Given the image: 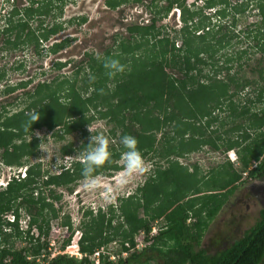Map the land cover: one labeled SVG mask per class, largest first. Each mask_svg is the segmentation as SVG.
Masks as SVG:
<instances>
[{
  "label": "trees",
  "instance_id": "1",
  "mask_svg": "<svg viewBox=\"0 0 264 264\" xmlns=\"http://www.w3.org/2000/svg\"><path fill=\"white\" fill-rule=\"evenodd\" d=\"M124 1L127 0H110L108 4L115 8ZM174 4L180 5L182 9L184 23L180 31L182 46L177 48L176 42L163 36L155 25L142 30H131L141 33V37L134 36L122 41L118 48L119 53L108 51L105 56L106 58L126 56L129 64H132L131 69L129 71L125 69L126 72L124 71L122 76L109 78L103 68V61L96 63L97 60L91 58L89 64L92 66L94 79L85 84L84 89L93 88L94 92L84 98L75 81L65 86L70 104L60 105L64 108L61 121L66 132L77 130L82 132L83 138L88 139L89 134L85 131V126L96 119L108 120L113 124L110 130L111 136L118 140L123 135L136 137L138 147L145 158L157 153V144L161 142L159 135H163V131L167 129L168 132L162 139L164 146L159 153V156L165 159L173 156L179 158L200 151L206 145L216 150L225 148L228 151L244 145L238 157L241 171L225 169V175L231 178L226 185L217 189H204L208 180L206 176L200 177L197 166L194 172H190L188 167L178 161H170L166 168H155L146 182L133 194L119 197L117 205H109L106 212L99 209L97 215L91 210L84 213V218L89 221L83 222L84 231L79 247L81 252L88 256L78 261L65 254L50 258L49 242L42 239L49 235L51 219L58 218L55 203L59 202L62 196L55 192L54 187H65L71 191L70 185L82 179L81 163L75 162L73 169L49 176L44 182H42L44 175L41 166L39 164L29 166L26 179L15 180L6 190L0 192V235H4L2 239L4 245L0 243V264H97L90 258L92 254L117 240L120 241L121 249L128 252V256L126 258L119 256L116 261H112L105 255L101 257L99 264H148L141 262V258L149 250L163 255L164 264H264V210H261L260 220L252 229L220 253L209 254L207 250L200 248L205 231L235 192L243 174L247 173L244 180L246 183L264 179L262 131L264 107L252 111L249 107L240 108L234 102V97L253 83L259 87L254 104L264 106V65H261V60L258 61L259 68L256 69L258 78L251 81L243 80V77L238 79L236 75L227 76L225 81L217 77L204 76L202 73L205 66L217 68L218 53L231 45L234 34L223 32L224 26L221 22L212 25V16H205L203 10L217 7L214 17L222 20L228 16L227 10L231 4L228 0H206L202 8L195 7L198 16L195 24L192 23L191 6L186 8L184 3L178 0L171 2L169 7L159 10V13H165L162 15L164 17ZM219 5L223 7L219 8ZM9 7L11 8L8 12L9 18L5 21L3 30L0 29L3 49L22 45L25 41L23 35L30 29L29 20L35 16L49 14L52 4L44 3L42 0H31L28 7L19 8L15 5ZM257 10L260 21L255 24L256 29L248 31L247 35L254 34L255 53L263 56L264 2L260 1L257 4ZM244 11L245 8L242 6L237 13ZM14 17L19 19L15 20ZM84 22L86 19L82 18L81 23ZM211 26L213 31L210 29ZM206 28H209V31L204 32ZM14 31H16L15 41L11 40ZM57 31L58 28L55 27L49 33ZM201 31L204 34H200ZM29 32L28 36L32 35L31 39L33 38L38 44L37 34L33 30ZM49 33L43 35L45 39L48 38ZM69 42V40L64 41L62 45L55 46L52 50L56 52L61 47L64 49ZM247 54L248 50H243L237 56L227 57L223 69L230 71L231 64L235 60H242ZM204 55L207 57L205 58ZM126 57L123 58L124 61ZM168 69L178 74H169ZM77 73H80V69ZM202 76L206 77L208 82L201 79ZM3 78L0 76V80ZM63 83L65 82H62V86ZM48 101L55 103V98L52 95L48 96ZM250 103L253 102L250 100ZM223 105H227L232 121L241 119V123L235 124L230 129L238 133L239 138L237 137L236 140H224L221 135L213 136L211 133L215 132L208 131L211 124L218 120V117H213L214 112L218 109L222 110ZM32 108L37 109V106L34 103L29 106V115ZM90 112L93 116L89 118L87 114ZM26 117L15 118L18 123L16 128L33 129L36 125L51 122L36 123L31 127L27 119L25 124L22 123L23 118ZM68 119H72L71 122L67 121ZM12 123L6 126L15 128ZM251 129L258 133L255 139L249 142L251 135L248 131ZM87 143L88 140L80 146V149ZM10 144L11 139L8 140L7 136L0 134V146L5 147L7 152ZM38 147L36 141L15 146V155L5 156L3 161L7 165L20 166L24 157L28 159L38 155ZM110 149L113 152V162L99 169L97 175L122 169L117 164L121 146L118 150L113 146ZM75 151L73 144H69L63 148L62 155L70 156ZM252 163L256 165L252 166ZM229 166L233 167L230 163ZM40 184L49 189L48 195L45 196L42 187H39ZM36 190H39L38 196H35ZM12 209L16 222L3 223L1 216ZM22 209L29 218L28 229L24 233L20 231L18 224ZM159 220L164 221V226L153 237V243L139 252L135 250L131 252L130 249L136 246V236L141 232L149 236L153 223ZM2 224L8 229L13 228L12 233L4 234ZM62 225L69 227L71 223L67 220ZM34 229L38 232L37 236L33 234ZM11 237L24 241L25 246L16 248L9 245ZM67 245L69 240L64 242L63 248ZM122 250L119 251V255Z\"/></svg>",
  "mask_w": 264,
  "mask_h": 264
},
{
  "label": "rangeland",
  "instance_id": "2",
  "mask_svg": "<svg viewBox=\"0 0 264 264\" xmlns=\"http://www.w3.org/2000/svg\"><path fill=\"white\" fill-rule=\"evenodd\" d=\"M44 3H51V15L42 18L34 17L30 20L31 30H33L37 36H41V28H50L55 24H60L62 22L63 28V41L69 40V44L63 49V64H66V67L62 73V103L69 105V96L65 92V86H68L71 82H76V87L83 94L84 98L91 96L94 92V89L85 90L84 86L87 83L91 82L93 76V69L90 66L91 58L97 60L96 63H99L100 60L103 61L106 58V53H119V45L124 40H129L130 36L126 34L125 31H122V22L121 15L116 13L117 11H107L106 10V0H42ZM230 6L227 10V17L222 20L214 17V13L217 11V7L214 9H204L203 14L205 16H212L211 22L212 25L219 24L224 26V31H228L229 34L233 35L234 38L231 41V45L223 49L218 53L217 60L219 61L216 66H205L203 68V75L208 77H217L219 80L225 81L227 76L236 75L238 79L242 77L245 79L256 80L258 78L257 71L258 61L261 60V65H264V55L260 53H255L256 41L254 40V34H250L248 31L256 29L257 23L260 21L258 15L257 4L264 0H228ZM158 9L161 10L167 0H156ZM184 3L185 7L189 8L191 6V16L193 17L192 23L195 24L198 21V16L196 15V8H202L206 3V0H181ZM31 4L30 0H0V28H3L5 21L9 18L7 15L11 10L9 5H15L19 8L28 7ZM63 4V5H62ZM194 4V5H193ZM244 6L245 11L237 13V10H241ZM196 7V8H195ZM222 8V5L218 6ZM174 8L181 9L180 5H174L171 11ZM62 10V11H61ZM182 10V9H181ZM57 14V15H56ZM149 17L150 11L146 13ZM85 18L86 22L81 23V19ZM15 20H18L19 17H14ZM218 21V22H217ZM192 23H189L191 25ZM184 27L182 20L175 15L173 21H169L167 14L163 17L161 16L157 22L156 28L161 30L163 36L168 37L171 41L176 42V47L182 46V37L180 35L181 29ZM213 26L210 27L213 31ZM209 28H206L204 32L209 31ZM217 30V28H215ZM203 31L199 32L204 34ZM122 33V34H120ZM198 33V34H199ZM56 38L48 40L47 45L50 47V43ZM55 42V41H54ZM114 45H116L114 47ZM26 50V57L24 60L20 58L23 56L20 52L13 53L10 49H3V39L0 38V73H4V81H8L7 85L11 86L12 84H19L20 82H25L33 78V83L30 87H27L30 92H34L35 86L42 80H45L46 84L48 83L47 94L51 96V92L56 91L58 87L59 79H56L54 75V70L51 68L52 63L54 62L55 55H50L40 61L36 58L32 59L33 48L25 47L23 51ZM243 50H248V54L244 55L242 60H235L231 64L232 69L226 71L223 69L225 66V59L229 56H237L239 52ZM126 57V56H125ZM125 57H114L118 59L124 68L129 71L132 67V64H129L128 58L124 61ZM206 58L207 55H204ZM16 58V59H14ZM99 58V59H98ZM32 59V60H31ZM35 60V61H33ZM22 63L23 69L16 70V67ZM94 64V62H92ZM43 68V69H42ZM218 73L217 70H221ZM80 69V73H77V70ZM133 69V68H132ZM46 72V76L42 77V72ZM126 72V71H125ZM169 74H178L173 70L168 69ZM123 74V73H122ZM119 74V76H122ZM202 76L204 81H207L206 77ZM55 79V80H54ZM243 80H240L242 82ZM208 82V81H207ZM5 84L0 83V87ZM46 87V86H44ZM25 89V90H27ZM259 87L255 84H251L245 89L241 90L235 97L234 102L236 105L241 107H249L252 111H258L264 106L260 104H254L257 96V90ZM1 90V89H0ZM61 90L59 89L58 92ZM234 90H231L232 93ZM218 93V92H217ZM41 97L40 101L44 100L45 97ZM14 109L16 111H24L27 109V105L30 103L27 100H24V96L18 97ZM250 100L253 103H250ZM64 108L58 104L47 101L42 104V106L37 109V112L40 114V119L35 122H47L54 119H62ZM33 114V113H32ZM32 114H24L20 117L23 118V124L26 120L30 122V116ZM230 111L228 110L227 105H223V109L216 110L213 114V117H218L216 123H212L209 127V133L213 136L221 135L224 140H236L238 136L237 132H232L230 130L235 124L241 123V119L233 120L229 117ZM93 116L92 112L87 114V117ZM19 117V118H20ZM72 119L67 121L71 122ZM206 122V121H205ZM16 127V119L12 123ZM26 127H30L24 125ZM35 126V125H34ZM37 126V125H36ZM95 133H102L109 137L110 147H115V149H120L118 138H113L111 136L110 130L113 127L108 120L105 119H96L90 125ZM33 127V126H32ZM85 131L91 135L88 131V126L85 127ZM264 133V127L262 129ZM166 131H163V135L159 136L161 142L157 144V153L151 154L149 157H144L148 171L144 174H138L127 179H122L124 173L122 169L100 174L99 176V186L95 190H87L83 186V179L77 181L75 184L70 185L72 190L69 191L65 187H56L54 190L58 195H61L62 198L59 202L55 203V208L58 211V218L51 219L50 222V231L48 237H43L42 240H47L49 242V251L51 254L50 258L58 256L63 253L64 242L69 240V244L75 245L76 241H81L83 236V222L87 223L89 219L84 218V213L87 210H91L94 215H97L99 209L106 212L107 207L110 204L117 205L119 197H128L133 194L136 189L143 185L146 180L151 176L153 170L157 167L166 168L170 161H178L181 165L189 167L191 171L194 170L195 166H198L200 177L206 176L207 183H205L204 189L213 188L217 189L221 186H224L230 181L231 178H227L225 175V169L230 171L235 170L236 172L241 171V164L239 163V152L242 150V147L235 148L233 150H227L221 148L220 150H215L211 146H206L200 151L184 155L182 157H171V158H162L159 156L160 150L163 149L164 142L162 139L166 136ZM251 135L249 142L255 139L258 131H253L252 129L248 131ZM39 134V132L37 131ZM88 139L81 136V132L76 133V135H70L60 143L57 140L47 139L45 143L41 142L38 147V155L31 158L22 159V164L18 167H14V171L23 172L29 168V166L40 165L41 170H45L47 175L53 176L58 175L68 168L71 170L74 168L75 162H80L79 150L80 146L87 141ZM73 144L74 149L76 150L74 154L63 157L59 153L60 147ZM3 159L0 158V182L2 181L3 174L8 175L9 171L3 163ZM229 163L232 164V168L229 166ZM118 166H121L119 160L117 161ZM254 166L255 163H252ZM122 167V166H121ZM222 170V171H221ZM245 175L242 176V181L238 185L235 192L230 196L225 206L222 208L217 217L210 223L207 230L204 233V236L201 241L200 248H203L208 251L209 254H218L224 249L228 248L235 241L241 239L247 231L252 229L260 220V212L264 210V179L255 180L250 182H245ZM39 187H42L40 184ZM5 189L4 185L0 187V191ZM42 190L46 195L49 194V189L42 187ZM141 214V213H140ZM20 226L25 228V225L28 222V216L24 213L22 209L20 211ZM19 219V221H20ZM69 220L71 225L69 227L63 226L62 223ZM194 220H191L193 222ZM116 222V221H115ZM2 223V222H1ZM4 223V222H3ZM2 230L4 234L12 233V230L7 231L8 227L5 224H2ZM153 227L156 228L157 233L164 226V221L159 220L154 222ZM22 232V230L20 229ZM8 232V233H5ZM24 233V232H23ZM35 236L38 235L37 230H33ZM24 236V235H23ZM4 235H0V243H2ZM143 235L138 234L135 238V242L139 243L140 250H143L141 242L143 241ZM4 245V243H2ZM9 245H13L16 248L25 246V242L15 237L9 239ZM149 247V245H147ZM146 246V247H147ZM105 248L111 254H118L121 249L120 241L112 242L108 245H105ZM199 249V248H198ZM138 251V250H137ZM139 252V251H138ZM69 256V255H67ZM70 257V256H69ZM74 258V257H72ZM151 258V259H150ZM165 257L156 251L149 250L146 255L141 258V262H148V264H164Z\"/></svg>",
  "mask_w": 264,
  "mask_h": 264
},
{
  "label": "flooded vegetation",
  "instance_id": "3",
  "mask_svg": "<svg viewBox=\"0 0 264 264\" xmlns=\"http://www.w3.org/2000/svg\"><path fill=\"white\" fill-rule=\"evenodd\" d=\"M121 1V0H120ZM175 0H167V2L164 4V6L162 8H167L169 7V5L171 4V2H173ZM181 2V0H178ZM31 2V0H30ZM108 2H110V0H106V10L113 12V11H117L116 13H118L119 15H121V22H122V31H125L126 34H128L130 36V38L137 36L138 38H140L141 33H137V32H131V30L134 29H143L146 27H152L155 25H157L158 20L160 19V17L162 15H164L165 13H159V9L157 6V2L156 0H127L122 2L120 5H118L117 7L113 8L111 6H109ZM177 5V4H174ZM173 5V6H174ZM172 9V8H171ZM150 11V15L149 17L147 16L146 13H148ZM52 12V10H51ZM51 12L49 14H45L43 16H38V17H48L51 15ZM57 15V14H56ZM175 15L176 13L173 11H169L167 13L168 19L169 21H173L175 19ZM36 17V16H35ZM177 17V15H176ZM33 19V18H32ZM180 19L182 20V13L180 16ZM31 20V19H30ZM29 20V21H30ZM30 25V24H29ZM57 27L58 31L56 33H49L51 32V30L53 28ZM63 24L62 22L60 24H55L53 26H51L50 28H41V36L38 35L39 39H38V44H36V42L34 41V39L31 35V37H29V31L31 30V26L29 30H26V32L23 35V39L25 40L24 42H22L23 44L20 45L19 47H12L10 49V51H12V57L14 56L13 53L16 52H20L21 54H23V56H21L20 58H22V60L25 59L26 57V50L23 51V49H25V47H29L32 46L33 48V58H36L35 60L39 59L40 61H43V59H45L48 54L50 55H55L54 58V62L51 65V68L54 70V75L56 77V79H59V84L58 87H56V91L55 92H51L52 97L55 98V102L58 105H63L62 103V73L64 68L66 67V64H63V55H64V51L63 48H59L56 52H54L52 49L55 46H60L62 45V43L64 42L63 40ZM157 29V28H156ZM47 32L49 33L48 38L45 39L43 35H46ZM122 34V33H120ZM13 41L16 40V31L13 32V34L11 35ZM52 38H56L54 41H52L50 43V47L49 45H47L48 40H51ZM116 45H114L115 47ZM16 59V58H14ZM31 59V60H32ZM33 60V61H35ZM65 65V66H64ZM23 64L20 63L17 67L16 70H22L23 68ZM43 69V68H42ZM0 76H3L5 78L4 73H0ZM46 76V72L43 71L42 72V77ZM3 78V79H4ZM0 80V83L5 84L4 86L0 87V134H2V136H7L8 140L9 138L11 139V144L9 146V151H6L5 147H1L0 146V158L3 159L6 157H11V155H15V150L14 147L15 146H20L23 143H31L32 141H36L38 142V144L40 145L41 142L45 143L46 140L52 139V140H57L58 142L62 143L66 137L70 136V135H76V133L80 132V131H72L71 133L66 132V129L61 121V119L57 118L55 120H51V122L48 123H42L40 126H35L33 129L31 128H27L28 130L25 131V128H12L7 127L6 125L9 123L11 124V122L14 121V119L16 117H20L22 115V113L24 114H29L30 110H29V106H31L32 103H34L37 106V109L39 110V108L41 107V104H44L48 101V94H47V89L48 83L46 84L45 80L40 81L36 86L34 92H30V90L27 89V87H30V85L34 82L33 78L30 77V79H28V81L25 82H20L19 84H12L11 86L7 85L8 81H4V80ZM55 80V79H54ZM61 84V86H60ZM46 86V87H44ZM27 89V90H25ZM61 90L60 92H58V90ZM38 90H40V92L38 93ZM234 90V89H233ZM45 95H47L45 97L44 100L40 101L41 97H44ZM20 96H24V100L29 101L30 103L27 105V109L24 111H16L14 109L15 105H16V101L17 99L19 100L18 97ZM36 108H32V112L31 114L35 113L37 111ZM93 123V122H92ZM91 123V124H92ZM88 124L87 126L91 125ZM85 126V127H87ZM37 131L39 132V135L37 136L36 133ZM81 136H83L82 132H81ZM68 146V145H67ZM65 146H61L59 149V153L62 155V150ZM18 154L20 153L19 151L17 152ZM39 153V152H38ZM64 157V156H63ZM68 157V156H65ZM14 158V157H13ZM24 159H26V157H24ZM3 165H5V167H7L8 170H11L12 172L9 171L8 175L3 174L2 177V181L0 182V187L2 188V185L6 184L7 187L13 183L15 180L17 181H21L22 179L20 178V174L21 171L19 172H15L13 169L14 167H18L16 165H7L5 162L1 163ZM28 167L26 169V173L28 174ZM63 172V170H62ZM62 172L60 174H62ZM46 171L42 169V174L44 175L42 182H44L45 180H47V178L49 177V175L45 174ZM27 178V177H26ZM25 178V179H26ZM24 180V179H23ZM7 187L2 191L6 190ZM43 187V186H42ZM44 188H46L48 190L47 187L44 186ZM55 189V187H54ZM0 191V192H2ZM39 194V190H36L35 192V196H38ZM14 210H10L9 212L4 213L1 217H6L7 215L13 213ZM24 213L27 215L26 211L24 210ZM3 222L5 223V220H3Z\"/></svg>",
  "mask_w": 264,
  "mask_h": 264
},
{
  "label": "clouds",
  "instance_id": "4",
  "mask_svg": "<svg viewBox=\"0 0 264 264\" xmlns=\"http://www.w3.org/2000/svg\"><path fill=\"white\" fill-rule=\"evenodd\" d=\"M103 68L109 78H114L125 71L124 66L116 58H104ZM39 119V112L32 114L30 116L31 127ZM27 130L25 128V131ZM88 131L91 134L88 137V143L79 150L78 154L82 165L83 186L87 190H95L99 186V176L96 173L99 169L113 162V152L110 149L109 137L102 133H95L90 125L88 126ZM36 135L38 136L39 134L36 133ZM119 144L122 149L119 159L124 173L122 179L146 173L148 166L138 147L136 137L123 135L119 138Z\"/></svg>",
  "mask_w": 264,
  "mask_h": 264
},
{
  "label": "built area",
  "instance_id": "5",
  "mask_svg": "<svg viewBox=\"0 0 264 264\" xmlns=\"http://www.w3.org/2000/svg\"><path fill=\"white\" fill-rule=\"evenodd\" d=\"M173 12L176 13L177 17L180 18L181 16V9L179 8H174L173 9ZM8 15V14H7ZM9 16V15H8ZM4 27V26H3ZM2 29V28H0ZM3 30V29H2ZM256 165V163H255ZM245 177L247 175V173H244ZM27 177V173H26V170H24L23 172H21L20 174V178L19 179H25ZM4 187H7L6 184H4ZM3 220H5L6 222H9L11 224H14L16 222V216L14 213H11L9 215H7L6 217H2ZM29 219V218H28ZM19 223H21V219L19 221ZM20 229L22 230V232H26L27 229H28V222L27 224L25 225V228H23L22 226H20ZM11 230L10 228L7 229V231ZM10 232V231H9ZM142 234L144 237H143V241L140 243L142 248H146L147 245H151L153 243V237L157 234V231H156V228L155 227H152V230L149 234V236H147L144 232L140 233ZM127 247H129L128 244H126ZM131 252L132 251H141L140 250V247H139V243L137 242L136 243V246L134 247V249H130ZM63 253H66L67 255H69L70 257H74L76 260L78 261H81L83 258L87 257L88 254L86 253H82L81 250H80V247H79V242L76 241V244L74 245H67L65 250H63ZM109 256L110 260L112 261H116V259L120 257L122 258H126L128 256V252L125 251V250H122L120 255H114V254H111L110 252H108L105 248V246L101 247L100 249L96 250L94 254H92V256L90 257L91 259H93L94 261H96L97 264H99V261L101 259L102 256Z\"/></svg>",
  "mask_w": 264,
  "mask_h": 264
},
{
  "label": "crops",
  "instance_id": "6",
  "mask_svg": "<svg viewBox=\"0 0 264 264\" xmlns=\"http://www.w3.org/2000/svg\"><path fill=\"white\" fill-rule=\"evenodd\" d=\"M159 136H161V135H159ZM206 146H208V145H206ZM205 146V147H206ZM204 148V147H203ZM223 149V148H222ZM216 150V149H215ZM220 150V149H219ZM194 153V152H193ZM196 167V166H195ZM195 167H194V170H195ZM198 167V166H197ZM189 168V167H188ZM189 170H190V172H194V170L193 171H191V169L189 168ZM198 170H199V168H198ZM222 171V170H221ZM200 173V172H199ZM156 222H158V221H156ZM142 233V232H141ZM156 236V235H155Z\"/></svg>",
  "mask_w": 264,
  "mask_h": 264
}]
</instances>
